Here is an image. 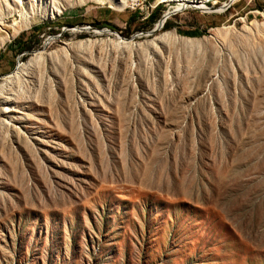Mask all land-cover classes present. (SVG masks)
Wrapping results in <instances>:
<instances>
[{
    "label": "rangeland",
    "instance_id": "374dc122",
    "mask_svg": "<svg viewBox=\"0 0 264 264\" xmlns=\"http://www.w3.org/2000/svg\"><path fill=\"white\" fill-rule=\"evenodd\" d=\"M174 1L0 0V264H264V0Z\"/></svg>",
    "mask_w": 264,
    "mask_h": 264
},
{
    "label": "bare ground",
    "instance_id": "6f19581e",
    "mask_svg": "<svg viewBox=\"0 0 264 264\" xmlns=\"http://www.w3.org/2000/svg\"><path fill=\"white\" fill-rule=\"evenodd\" d=\"M109 1V5L110 8L116 10V11H121L125 5L127 4V2H131V3H135L137 0H108ZM206 1L207 0H175L174 2L176 3V6L173 8L175 10H182L188 6H203L206 7ZM62 9H60L59 7H57L56 3H54V7L50 9V15L52 17L60 15L61 14ZM22 20L23 21H27L26 20V16L25 14H21ZM1 18V17H0ZM15 26V24L13 25ZM4 24L3 22L0 20V32L3 30ZM81 33H88V31H84V30H77L75 31V34H81ZM90 33V32H89ZM94 35L96 36H102V35H108L111 36L112 34L110 32H108L106 34V32H92ZM179 37L171 32V33H165L160 37H154L152 39H150L149 41L143 42V43H135V42H130L128 40L125 39H117V41L114 43V48L115 50L118 49H124L127 52V57L130 60L132 66L134 65V57L135 54L138 52H142V54H149L151 52H159L160 48L162 46H167V47H171L174 45H176L179 42ZM111 43V42H110ZM100 44V43H99ZM105 44V43H104ZM103 43H101L100 45L96 44L93 40H88L85 43H81L80 47L83 48L86 51H89V53H91L92 49L95 48L98 53H102V51L104 49H106V52H110L112 48L110 47H105ZM113 44V43H112ZM111 45V44H110ZM113 46V45H112ZM79 47V46H78ZM162 49V48H161ZM136 52V53H135ZM143 54V55H144ZM59 58V57H58ZM51 62H55L50 55H48L46 52L44 53H34L32 54V59L24 66H19L18 69L10 74L7 75L1 82L0 84V96L7 97V93L9 92V89L11 88V86L17 84L18 82H20V80L22 78H26V80H28L29 83H32V80L29 79H33V81H35L34 79V74H31V72H36L38 74H44L47 72V67L48 64ZM30 76V78L28 79V76ZM18 87V86H17ZM7 103H11L10 101H7ZM11 107V106H9ZM10 111V109H9Z\"/></svg>",
    "mask_w": 264,
    "mask_h": 264
},
{
    "label": "water",
    "instance_id": "95a60500",
    "mask_svg": "<svg viewBox=\"0 0 264 264\" xmlns=\"http://www.w3.org/2000/svg\"><path fill=\"white\" fill-rule=\"evenodd\" d=\"M177 12V11H176ZM175 11H173V12H170V13H167V14H164L159 20H158V22H157V24L155 25V27L150 31V32H148L147 34H145V36H152V35H154L159 29H161L163 26H164V24H165V22L167 21V19L170 17V16H172L173 14H175L176 13ZM86 29H89L88 27L86 28ZM105 32H110V33H113V34H116L115 32H112V31H109V30H105ZM142 35V34H141ZM140 35V36H141ZM134 38V37H133ZM132 38V39H133Z\"/></svg>",
    "mask_w": 264,
    "mask_h": 264
},
{
    "label": "trees",
    "instance_id": "16d2710c",
    "mask_svg": "<svg viewBox=\"0 0 264 264\" xmlns=\"http://www.w3.org/2000/svg\"><path fill=\"white\" fill-rule=\"evenodd\" d=\"M156 20H157V17L154 13L151 14L150 16H148V18H146V21L149 22L148 26H153V24L155 23ZM166 27H167V22H165L163 28H166ZM25 50H26V47H24V46H21L19 48V52H24Z\"/></svg>",
    "mask_w": 264,
    "mask_h": 264
}]
</instances>
